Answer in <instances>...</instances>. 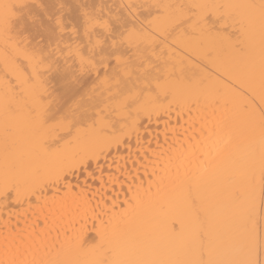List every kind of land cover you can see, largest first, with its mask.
<instances>
[{
    "label": "snow or ice",
    "instance_id": "snow-or-ice-1",
    "mask_svg": "<svg viewBox=\"0 0 264 264\" xmlns=\"http://www.w3.org/2000/svg\"><path fill=\"white\" fill-rule=\"evenodd\" d=\"M0 264H264V0H0Z\"/></svg>",
    "mask_w": 264,
    "mask_h": 264
},
{
    "label": "bare ground",
    "instance_id": "bare-ground-1",
    "mask_svg": "<svg viewBox=\"0 0 264 264\" xmlns=\"http://www.w3.org/2000/svg\"><path fill=\"white\" fill-rule=\"evenodd\" d=\"M70 2L75 3L76 0H70ZM86 2L89 3H98L100 0H86ZM105 3H120L121 0H104ZM125 3L128 2V0H124ZM138 3H144V4H151L154 2V0H136ZM67 18V17H66ZM143 19V17H141ZM199 71L206 73L208 75H214V68L211 65H208L205 67L204 65H201L199 68ZM259 101L257 100V103ZM198 116V113L193 110L191 113H189L187 110L184 111L182 117L180 116V113L178 110H173L169 115L162 117L159 121H157L155 118H153L150 126L145 127L148 125L147 120L144 121V125L140 128V135L142 138V142L147 146L148 141L151 140L152 142V148H156L157 144H159L162 148H168L169 145L175 144V147H179V141H183L185 138V135L191 134V129L188 128V125L191 123L192 120H195ZM179 119V124L177 123ZM167 121V130H168V136H167V143H165V131H166V122ZM175 129V134H173L172 130ZM185 129H188L187 133L185 132ZM186 142V141H185ZM131 151V158H129ZM115 159L121 170L122 175L120 176V179L122 181L121 184H116L114 187L111 185H106L105 188L100 189V191L96 192V201H101L105 199L110 198H116L119 196L120 200L124 199V194L127 190L128 184L131 183V179H126L128 172L130 171L133 176H137L136 168L139 166V174L138 178L144 177V168L141 165L134 164L133 161H136L138 159L137 157V139L136 135L133 134L132 140H131V149H129V144L125 143L122 144L117 150L115 146L112 149V155L108 157V162L111 163ZM104 157H101V162L103 163ZM105 170L108 168V164L104 165ZM116 165H113V170L115 169ZM151 171V168H149V172ZM89 183L92 184L93 190L95 191L96 188L99 187L98 184L92 183L90 180ZM95 203V201H94ZM5 215H7V212H12L13 216V222H15L16 219V211L17 209L9 207L8 209H5ZM90 227V225H89ZM55 236V233H53V237Z\"/></svg>",
    "mask_w": 264,
    "mask_h": 264
}]
</instances>
